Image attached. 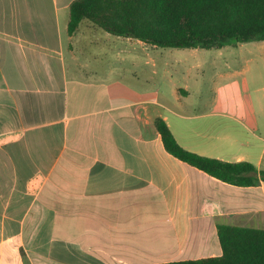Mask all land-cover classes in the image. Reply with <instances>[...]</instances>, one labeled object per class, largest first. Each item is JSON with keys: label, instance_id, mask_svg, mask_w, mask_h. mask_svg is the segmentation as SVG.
I'll use <instances>...</instances> for the list:
<instances>
[{"label": "crops", "instance_id": "1", "mask_svg": "<svg viewBox=\"0 0 264 264\" xmlns=\"http://www.w3.org/2000/svg\"><path fill=\"white\" fill-rule=\"evenodd\" d=\"M74 1L0 0V264L198 260L222 255L219 225L264 229V182L209 176L155 126L264 171V42L242 90L192 68L167 84L158 48L88 22L70 35Z\"/></svg>", "mask_w": 264, "mask_h": 264}, {"label": "trees", "instance_id": "2", "mask_svg": "<svg viewBox=\"0 0 264 264\" xmlns=\"http://www.w3.org/2000/svg\"><path fill=\"white\" fill-rule=\"evenodd\" d=\"M83 22L156 48L221 49L264 42V0H76L68 33ZM155 126L172 156L209 176L237 187L264 182V171L252 164L197 155L178 144L163 119ZM217 233L221 256L165 264H264V229L219 225Z\"/></svg>", "mask_w": 264, "mask_h": 264}, {"label": "rangeland", "instance_id": "3", "mask_svg": "<svg viewBox=\"0 0 264 264\" xmlns=\"http://www.w3.org/2000/svg\"><path fill=\"white\" fill-rule=\"evenodd\" d=\"M259 45V42H251L212 50L158 48L155 51L162 53L160 62L164 61L166 64L167 84L170 81L179 82L180 78L177 75L179 70L186 72L192 68V75L200 83L204 82L207 85L215 82L232 83L242 90L245 88L246 80L254 72L253 65L249 64L248 59L255 57L251 53L256 52Z\"/></svg>", "mask_w": 264, "mask_h": 264}]
</instances>
